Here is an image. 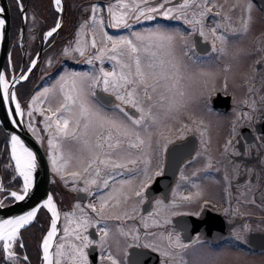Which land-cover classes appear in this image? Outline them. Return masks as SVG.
<instances>
[{"label": "flooded vegetation", "instance_id": "flooded-vegetation-1", "mask_svg": "<svg viewBox=\"0 0 264 264\" xmlns=\"http://www.w3.org/2000/svg\"><path fill=\"white\" fill-rule=\"evenodd\" d=\"M198 2L205 4V0ZM8 3L9 58L16 77H27L20 79L16 92L18 87L30 90L31 96L38 97L36 108L53 120L61 115L68 117V128L78 108L73 107L70 114L60 106L48 105L47 95L41 99V94L57 81L65 83L61 78L71 73L100 76L101 68L119 73V65L107 58L111 45L104 32L118 37L129 31L160 28L182 33L186 40L175 52L181 64L176 88L170 90L172 82L161 81L155 92L150 91L152 114L157 117L149 129L150 146L142 134L146 146L142 151L133 150L130 157L139 158L138 167L132 166L136 171L146 166L142 161H150L147 177L133 178L134 173L124 172L104 188L103 171L101 177L92 169L84 172L92 155L88 150L83 165L60 172L50 167V193L59 211L53 260L58 240L63 236L66 249L73 244L79 246L75 238L79 233L92 241L83 249L88 264H112L113 260L116 264H264V0H210L206 7L211 11L203 18L199 15L201 8L183 10L188 13L187 20L202 19V24H187L185 17H164L168 9H172L170 16L179 15L183 0H121L129 6L158 8V12L150 13L153 20L141 17L137 22L132 17L138 13H129L130 30L108 26V7L116 0H75L72 5L62 0L59 8L53 9L55 21H51L49 12L45 17L35 14L39 27L31 28L29 0H19L24 15L18 0ZM161 3L163 8L159 7ZM94 6L96 13L92 12ZM93 15L97 20L103 18L104 25L93 24ZM57 24L60 27L46 38ZM32 35L33 40L29 39ZM221 35L227 40L217 39ZM93 37L96 49L91 46ZM77 41L83 56L74 51ZM96 55L102 59H94ZM9 58L4 65L7 79L14 75ZM90 59L92 63H88ZM65 85L71 89L70 83ZM93 91L96 97H88L93 103L97 98L120 103L111 92H104L102 85ZM122 106L134 119L139 117L130 104ZM142 106L147 109L149 105ZM36 116L44 118L39 111ZM120 119L132 127L126 117L121 115ZM105 129H89L90 142L94 144L97 132ZM59 143L56 153L60 152ZM74 172L78 175L72 176ZM94 179L95 184L91 183ZM125 180L130 182L122 183ZM85 187L87 192L83 191ZM101 199L104 210L98 215L88 205L94 204L99 210ZM59 202L74 213L65 216L66 224ZM85 217L86 230L81 226ZM105 227L107 236L101 231Z\"/></svg>", "mask_w": 264, "mask_h": 264}, {"label": "snow or ice", "instance_id": "snow-or-ice-1", "mask_svg": "<svg viewBox=\"0 0 264 264\" xmlns=\"http://www.w3.org/2000/svg\"><path fill=\"white\" fill-rule=\"evenodd\" d=\"M56 4H60V0H55ZM168 2V0H165ZM210 0H205V4H201L198 0H183L180 5L182 11L179 15L170 16L172 9H168L163 12L164 17L170 19H180L185 17V23L187 24H202V19L187 20L188 13L183 11L189 7L195 6L201 8L199 15L203 18L206 12L211 9L206 7V4ZM19 4V0H18ZM21 13L23 14V6L19 4ZM160 8L164 7V4L159 5ZM248 10H251V4L247 5ZM119 8V11L115 9ZM4 8H0V14H3ZM92 12H97V7L92 8ZM109 12V27L112 28H123L126 30L132 29L130 23L129 13H138L134 18L139 22L140 18L143 17L145 20H153L154 16L150 13L158 12V8H141L139 5L133 4L129 6L121 3V0H116L115 4H111L108 7ZM195 15V13H193ZM93 24L104 25V20L96 19V16L92 17ZM5 19L0 18V30L5 27ZM60 27L57 24L51 31L47 33V36H52L54 32ZM213 32L216 29L212 30ZM244 31H247V24L245 23ZM3 33L0 31V36ZM200 35L204 33L201 30ZM103 36L111 47L107 48V52L111 53L107 58L111 61H115L116 65H119L120 72L117 73L115 69L111 72L100 69V76H89V74H76L71 73L66 78L61 79L65 83H70V92L65 94V101L69 102L62 106L65 112L71 114L73 107H78L79 118L76 119V127L81 131L79 135L73 131L69 132V118L61 115L53 120L51 117L44 114L43 109H33L32 105L37 103L38 97H33L32 105L29 106L27 115L33 116V111H39L44 117V129L48 133L47 144L52 150V154L49 159L52 162L53 170L60 172L63 167H66V162L61 164V159L55 153L57 150L58 139L72 135L73 139L82 140L85 149L92 153L91 158L87 161V167L84 168V172H89L92 169L97 177H101L102 171L104 172L102 179V185L104 188L109 187V180L113 183L116 182V175L127 173H134L133 178L136 175H144L147 177L148 167L150 161H142L146 166L139 171H136L132 166L138 167V160L131 159L133 150L142 151L146 146V140L142 138V134L148 138L150 146L151 133L149 131L152 124L157 120V117L152 114L153 97L150 94L155 92L157 85L161 81H171L170 90L176 88L179 80L181 79L180 71L181 64L178 58L175 56V52L180 43H186L185 37L182 33L169 32L164 29H154L147 32L141 31H129L128 35H121L113 37L108 35L107 32L103 33ZM217 39L226 41V36H218ZM79 41H77V48L74 51L79 52L81 56L84 55V51L79 47ZM91 46L96 49V41L93 37ZM223 51V49H221ZM68 52V49L65 50ZM101 53H105V49H100ZM94 59H102L101 55H96ZM35 62H33L34 65ZM88 63H92L90 59ZM134 68V71H133ZM111 78V79H110ZM20 79H27L26 76H21ZM18 82V81H17ZM65 83L60 85V90L63 92ZM102 85L104 92H111L115 96L116 101H120L118 104H113L112 101H105L102 98H97L96 102L93 103L89 100V94L96 97V87ZM0 88L3 89V100H16L15 92L9 91L8 80L5 78L3 73H0ZM47 91V90H45ZM142 92V96H141ZM43 95V94H41ZM183 96V92L179 93ZM147 103L149 106L145 109L142 104ZM130 104L139 113L138 118H133L132 115L125 111L122 105ZM59 111V110H58ZM15 113L19 116H23L24 112L21 109L20 104L17 102L15 105ZM123 115L130 122L132 127L125 124L120 116ZM148 121H151L149 123ZM13 123L17 121L13 120ZM105 126L107 128L105 129ZM105 129L104 131L97 132L94 144L88 139L89 129ZM139 129V130H138ZM29 130L34 134L37 133V129L29 123ZM37 139L43 142V137L37 136ZM12 142V159L15 161V170L19 176L23 178L22 188L18 191L14 190L9 193L10 197L15 201H24L28 198L32 192L34 186V173L38 167L37 153L31 148L26 146L25 142L19 135H13L11 137ZM96 151H93V150ZM123 161V162H118ZM83 163V161H81ZM116 170H121L117 173ZM78 173H72V176H77ZM156 175H160V172H156ZM130 181L125 180L122 183H129ZM91 183L95 184L96 180H92ZM144 185L142 184L141 187ZM83 191L87 192L88 188L85 187ZM137 196H141V192H136ZM5 204L0 201V208H4ZM46 208L51 213V229L43 239V259L46 264H62V261H67L69 264H88L87 254L83 249L87 248L92 241L88 240L86 236H81L79 233L76 235V240L80 241V245L73 244L69 249H66L64 243H57L55 246V260L49 253V249L52 247L53 238L57 234V219L59 212L56 209V205L53 202L51 195L47 196L41 206ZM79 208V205L77 206ZM89 208L98 215L104 210V200L101 199V207L98 210L94 204H89ZM39 208H32L22 215H18L12 218H6L0 220V260L5 259L3 253H6V260L18 264L17 253L13 251V242L17 240L20 229L28 225L36 217ZM81 211H83L81 209ZM88 224V219L85 217L82 219L81 226L85 227ZM105 236H107V228L101 229ZM65 236L68 235V229L64 230ZM63 239V237L61 238ZM23 247V245H19ZM24 261H27L25 256ZM112 264H116L113 260Z\"/></svg>", "mask_w": 264, "mask_h": 264}, {"label": "rangeland", "instance_id": "rangeland-1", "mask_svg": "<svg viewBox=\"0 0 264 264\" xmlns=\"http://www.w3.org/2000/svg\"><path fill=\"white\" fill-rule=\"evenodd\" d=\"M63 1L65 2L66 5L75 4L73 3L75 0H63ZM29 2H30L31 10L33 11V16H31L32 24L29 25L30 28L39 27V23L37 19H34L35 14L45 17L47 12H49V16H51L52 18L51 21L53 20L55 21L57 14L53 12V9L57 7L59 8V5L56 4L55 0H29ZM29 39L33 40L34 35L30 36ZM9 64H11V69H10L11 74H14L15 69H13L11 58H9ZM12 77H16V75L15 74L11 75L10 78H8L7 80L10 81ZM26 85H29V83H26ZM60 85H61V81H57L56 83H54L52 87L45 89L47 91L45 90L43 91L42 93L43 95L41 99H43L44 95H47V99H46V101H48L47 104L51 106L62 107L63 105L69 103L65 101L64 97H65V94L70 92V88L69 87L66 88V85H65L64 91L62 92L60 90ZM18 89H19L18 92H15V94H16V99L18 100L21 106V109L24 112L23 118L28 128H29V123H31L32 126L38 130L37 133L35 134L31 131V133L34 135L36 139H37V136L44 138L43 142H41V140L39 139L37 140L41 143V145L44 146L43 148L46 151L48 161H49V166L51 167V169H53L52 162L49 159V156L52 154V150L48 147V144H47L48 133L45 131H42L44 129V118L42 119L37 118L36 114L38 113V111H35V110L33 111L32 117H29L27 115L29 111V106L32 105L33 97L35 96H31L30 90H27L25 88L20 89V87H18ZM32 107L33 109H37L35 105H32ZM73 118H74L73 125L69 127L70 128L69 132L72 133L73 131H75V133L79 135L81 130L77 128L75 124L76 119L79 118L78 109L75 111ZM70 124H72V122ZM59 140H60V143H59L60 152L55 153V154L61 158L59 160V163L63 164L66 162V167H63L62 169L67 168L69 166L77 165V164L83 165L81 161L84 162L87 149H85L82 140L73 139V137H70L68 140H64L63 138L58 139V141ZM58 141H55V143H57ZM3 144H6V148H8L9 150H7V155L4 154L3 150H0V181H1L0 182V192H2L0 201H3L4 204L7 205V204H11L15 202V200L10 197L9 193L14 190L18 191L19 189L22 188L23 178L20 177L18 172L15 170V162L12 159L10 146L8 145L7 141L5 143L3 142ZM7 158H8V162H7ZM10 166L12 167L13 172L15 173V176L19 178V182L15 181L14 178L9 177L10 176L9 174ZM3 182H4V185H3ZM6 183H11L12 186L7 187ZM77 205H78L77 203L74 204L76 209L78 208ZM58 208L62 211L63 213L62 220H63V223L66 224V222H64L66 218L65 216L67 215L71 216L70 214H74V213L72 211H68L67 206L65 204L63 205L60 202L58 203ZM38 215L36 217V219H39L38 222L37 220H35L36 222L34 221L35 222L34 225H33L34 223L33 222L29 226L22 228V230L20 231L19 237L13 243V251L17 253L18 264H27V261H24L23 259L26 256L25 254H23V252L29 255L28 252L31 253V250L34 253L33 254L34 257H31L30 255L29 256L32 258L33 262H37V264H44L43 239L47 235L48 231H50L51 229V216L47 210L46 212L41 211L40 215L39 216ZM57 243H63V239L60 238ZM21 244L23 245V247L19 246ZM3 256L5 257L4 259L5 263H0V264H13V262L6 260V256H7L6 253H3Z\"/></svg>", "mask_w": 264, "mask_h": 264}, {"label": "water", "instance_id": "water-1", "mask_svg": "<svg viewBox=\"0 0 264 264\" xmlns=\"http://www.w3.org/2000/svg\"><path fill=\"white\" fill-rule=\"evenodd\" d=\"M0 8L5 9L4 13L0 14V16L6 21L4 29L1 30L3 35L1 36L0 39V73H3L5 75L4 65L6 63V60L10 57L9 47H10V37H11V11L8 0H0ZM24 12L25 11H23V15ZM24 29H25V21H23L21 38L24 35ZM47 33H46V38L49 37L47 36ZM20 81L21 80L18 77L15 78L12 77L10 80L9 91L15 92V88ZM13 120L17 121V123H13L12 122ZM0 128H2L6 136V141L9 146H10L9 142L11 141V137L17 134L23 139L26 146H28L37 153V157H38V167L36 172L33 174L34 186L30 196L26 198L24 201H19V202L15 201L14 203L5 206L4 208H0V220H2L26 213L27 211L31 210L34 207L39 208L40 210L42 208L41 206L43 205L44 201L47 199V196L51 195V193H50V166L45 150L43 146L40 144V142L34 137V135L29 130L23 116L19 117L15 113L14 101L9 99V105H8L6 103V100H3L2 88H0ZM30 224L26 225L25 227L29 226ZM57 231H58V223H57ZM56 236L54 237V240ZM52 251L53 248L51 247L50 248L51 254Z\"/></svg>", "mask_w": 264, "mask_h": 264}, {"label": "trees", "instance_id": "trees-1", "mask_svg": "<svg viewBox=\"0 0 264 264\" xmlns=\"http://www.w3.org/2000/svg\"><path fill=\"white\" fill-rule=\"evenodd\" d=\"M0 142H1V144H0V150H3V152H4V154L5 155H7V150H9L8 148H6V144H3V142L5 143L6 142V136H5V134H4V132H3V130L0 128ZM3 144V145H2ZM8 147V146H7ZM8 153H9V151H8ZM7 157V156H6ZM7 162H8V158H7ZM9 174H10V176L9 177H12V178H14V180L15 181H17V182H19V178L18 177H16L15 176V173L13 172V169H12V167L10 166V168H9ZM1 182V181H0ZM7 185V187H10V186H12L11 185V183H6ZM10 184V185H9ZM3 185H4V182H3ZM11 188H13V187H11ZM41 211H45L46 212V210H44V208H42V209H40V211H39V215H40V212ZM38 215V216H39ZM37 220V222H38V220L39 219H36ZM49 220H50V218H49ZM36 222V221H35ZM35 222L33 223V225L35 224ZM40 250V249H39ZM29 253V255L31 256V257H34L33 256V251L31 250V253L30 252H28ZM23 254H25L26 256H27V258H28V260H27V264H36L37 262H33V260H32V258L29 256V255H27L25 252H23ZM0 263H5V261H4V259L3 260H0Z\"/></svg>", "mask_w": 264, "mask_h": 264}, {"label": "bare ground", "instance_id": "bare-ground-1", "mask_svg": "<svg viewBox=\"0 0 264 264\" xmlns=\"http://www.w3.org/2000/svg\"><path fill=\"white\" fill-rule=\"evenodd\" d=\"M62 2V0H60V3ZM0 18H2L1 16H0ZM1 31V30H0ZM0 39H1V36H0ZM5 78H6V76H5ZM15 78V77H14ZM7 79V78H6ZM8 84H9V86H10V81H8ZM2 92H3V89H2ZM18 102V100L16 99L15 101H14V105H16V103ZM6 103L9 105V100H6ZM19 103V102H18ZM12 113V112H11ZM13 115V114H12ZM19 116V115H18ZM20 117V116H19ZM15 135H17V134H15ZM9 144H10V149H11V154H12V142L10 141L9 142ZM15 162V161H14ZM1 195H2V192H0V200H1ZM53 202L55 203V205H56V202H55V200L53 199ZM14 203V202H13ZM12 204V203H11ZM8 205H10V204H7V205H5V206H8ZM56 209H57V205H56ZM24 214V213H23ZM37 214H38V212H37ZM22 215V214H21ZM36 217H37V215H36ZM36 217L32 220V222L36 219ZM10 218H12V217H10ZM58 220V219H57ZM31 222V223H32ZM26 226V225H25ZM25 226H24V228H25ZM22 229H20V231H21ZM20 231H19V234H20ZM19 234H18V236H17V238L19 237ZM53 241H54V238H53ZM15 242V241H14ZM13 242V243H14ZM52 244H53V242H52ZM49 253H50V249H49ZM50 255H51V253H50ZM52 256V255H51ZM44 264H46V262L44 261Z\"/></svg>", "mask_w": 264, "mask_h": 264}]
</instances>
